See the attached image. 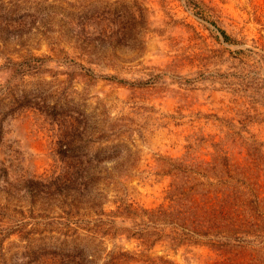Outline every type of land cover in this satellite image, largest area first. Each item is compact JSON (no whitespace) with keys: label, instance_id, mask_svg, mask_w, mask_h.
I'll return each instance as SVG.
<instances>
[{"label":"rangeland","instance_id":"rangeland-1","mask_svg":"<svg viewBox=\"0 0 264 264\" xmlns=\"http://www.w3.org/2000/svg\"><path fill=\"white\" fill-rule=\"evenodd\" d=\"M0 264H264V0H0Z\"/></svg>","mask_w":264,"mask_h":264},{"label":"bare ground","instance_id":"bare-ground-1","mask_svg":"<svg viewBox=\"0 0 264 264\" xmlns=\"http://www.w3.org/2000/svg\"><path fill=\"white\" fill-rule=\"evenodd\" d=\"M30 145H31V143H30ZM43 146V145H42ZM37 147V146H36ZM43 149V148H42ZM36 151V150H35ZM37 153H38V151H37ZM43 153V152H42ZM46 153V152H45ZM38 155H40V154H38ZM42 156V155H41ZM45 156V155H44ZM37 162H39V161H37ZM40 163V162H39Z\"/></svg>","mask_w":264,"mask_h":264}]
</instances>
